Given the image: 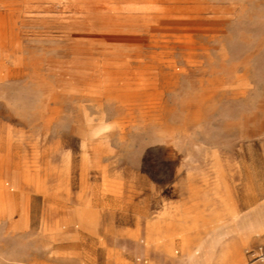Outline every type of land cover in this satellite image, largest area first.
<instances>
[{
    "label": "rangeland",
    "instance_id": "rangeland-1",
    "mask_svg": "<svg viewBox=\"0 0 264 264\" xmlns=\"http://www.w3.org/2000/svg\"><path fill=\"white\" fill-rule=\"evenodd\" d=\"M0 208V264H258L264 0H0Z\"/></svg>",
    "mask_w": 264,
    "mask_h": 264
},
{
    "label": "built area",
    "instance_id": "built-area-1",
    "mask_svg": "<svg viewBox=\"0 0 264 264\" xmlns=\"http://www.w3.org/2000/svg\"><path fill=\"white\" fill-rule=\"evenodd\" d=\"M253 259L251 262L264 264V245L258 246L255 250V254H252Z\"/></svg>",
    "mask_w": 264,
    "mask_h": 264
},
{
    "label": "bare ground",
    "instance_id": "bare-ground-1",
    "mask_svg": "<svg viewBox=\"0 0 264 264\" xmlns=\"http://www.w3.org/2000/svg\"><path fill=\"white\" fill-rule=\"evenodd\" d=\"M0 211L2 212V209L1 208H0ZM226 257H227L226 254L223 252L221 254L220 261H219L218 264H221L226 259ZM243 264H245V262Z\"/></svg>",
    "mask_w": 264,
    "mask_h": 264
},
{
    "label": "crops",
    "instance_id": "crops-1",
    "mask_svg": "<svg viewBox=\"0 0 264 264\" xmlns=\"http://www.w3.org/2000/svg\"><path fill=\"white\" fill-rule=\"evenodd\" d=\"M234 248L239 249V247L235 245V246H232V247H231V250L234 249ZM238 263H239V262H238Z\"/></svg>",
    "mask_w": 264,
    "mask_h": 264
}]
</instances>
